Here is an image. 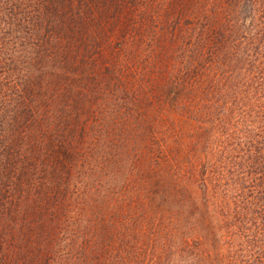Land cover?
<instances>
[{"label": "trees", "instance_id": "obj_1", "mask_svg": "<svg viewBox=\"0 0 264 264\" xmlns=\"http://www.w3.org/2000/svg\"><path fill=\"white\" fill-rule=\"evenodd\" d=\"M0 264H264V0H0Z\"/></svg>", "mask_w": 264, "mask_h": 264}]
</instances>
